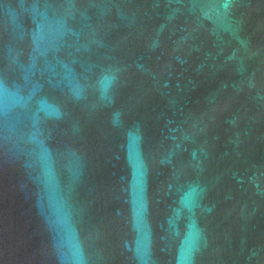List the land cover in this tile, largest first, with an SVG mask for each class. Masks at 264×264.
Segmentation results:
<instances>
[{
  "label": "water",
  "instance_id": "1",
  "mask_svg": "<svg viewBox=\"0 0 264 264\" xmlns=\"http://www.w3.org/2000/svg\"><path fill=\"white\" fill-rule=\"evenodd\" d=\"M0 264H264V0H0Z\"/></svg>",
  "mask_w": 264,
  "mask_h": 264
}]
</instances>
